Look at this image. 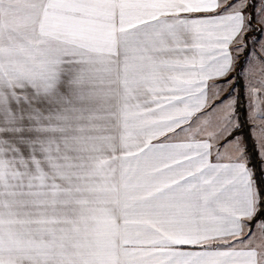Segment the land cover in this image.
<instances>
[{
  "label": "snow or ice",
  "instance_id": "6c2138e0",
  "mask_svg": "<svg viewBox=\"0 0 264 264\" xmlns=\"http://www.w3.org/2000/svg\"><path fill=\"white\" fill-rule=\"evenodd\" d=\"M0 264H264V0H0Z\"/></svg>",
  "mask_w": 264,
  "mask_h": 264
},
{
  "label": "crops",
  "instance_id": "0c3cea01",
  "mask_svg": "<svg viewBox=\"0 0 264 264\" xmlns=\"http://www.w3.org/2000/svg\"><path fill=\"white\" fill-rule=\"evenodd\" d=\"M193 127H195V125H193ZM199 138V137H198ZM187 139V136L185 133L181 132L178 134V136L176 137V142H180V141H184ZM221 151H223V149H221ZM213 152L215 153V148H213ZM257 243H259V240H257Z\"/></svg>",
  "mask_w": 264,
  "mask_h": 264
},
{
  "label": "trees",
  "instance_id": "16d2710c",
  "mask_svg": "<svg viewBox=\"0 0 264 264\" xmlns=\"http://www.w3.org/2000/svg\"><path fill=\"white\" fill-rule=\"evenodd\" d=\"M248 145H249V151L251 152L253 150V145L251 140L248 141Z\"/></svg>",
  "mask_w": 264,
  "mask_h": 264
}]
</instances>
